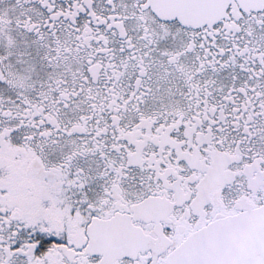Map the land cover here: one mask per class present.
<instances>
[{
	"label": "snow or ice",
	"instance_id": "1",
	"mask_svg": "<svg viewBox=\"0 0 264 264\" xmlns=\"http://www.w3.org/2000/svg\"><path fill=\"white\" fill-rule=\"evenodd\" d=\"M0 264H264V0H0Z\"/></svg>",
	"mask_w": 264,
	"mask_h": 264
}]
</instances>
